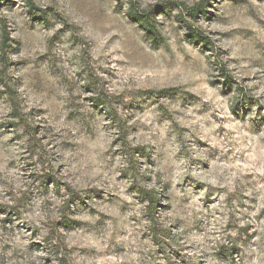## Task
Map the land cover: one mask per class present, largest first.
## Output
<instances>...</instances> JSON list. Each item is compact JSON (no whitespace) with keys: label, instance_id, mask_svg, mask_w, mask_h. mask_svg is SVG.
I'll return each instance as SVG.
<instances>
[{"label":"rangeland","instance_id":"374dc122","mask_svg":"<svg viewBox=\"0 0 264 264\" xmlns=\"http://www.w3.org/2000/svg\"><path fill=\"white\" fill-rule=\"evenodd\" d=\"M0 264H264V0H0Z\"/></svg>","mask_w":264,"mask_h":264},{"label":"trees","instance_id":"16d2710c","mask_svg":"<svg viewBox=\"0 0 264 264\" xmlns=\"http://www.w3.org/2000/svg\"><path fill=\"white\" fill-rule=\"evenodd\" d=\"M167 9H168V8H166V11H167ZM166 11H165V12H166ZM165 12H163V13H165ZM137 20L141 23L140 25H143V27L147 29V32H148V33L152 32V31L154 30L153 27H152V25H151V23H150V20H149V18H148L147 15H145V16H140V18H138ZM196 38H199V37L196 36ZM96 104H97L99 107H101V108H105L106 110H108V105L105 104L104 102H102V101H97ZM148 198H149V200H151V201H150L151 203H155V198H154L153 195H148ZM153 200H154V201H153Z\"/></svg>","mask_w":264,"mask_h":264}]
</instances>
